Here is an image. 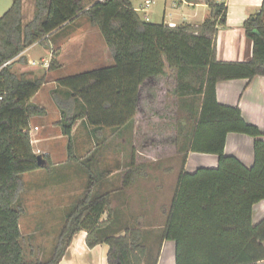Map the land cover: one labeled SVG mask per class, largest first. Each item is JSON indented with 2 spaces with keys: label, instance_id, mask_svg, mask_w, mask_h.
I'll return each mask as SVG.
<instances>
[{
  "label": "trees",
  "instance_id": "trees-1",
  "mask_svg": "<svg viewBox=\"0 0 264 264\" xmlns=\"http://www.w3.org/2000/svg\"><path fill=\"white\" fill-rule=\"evenodd\" d=\"M33 15L25 19V0H13L0 17V264H59L77 233L87 231V244L109 245L108 264H144L148 246L141 228L128 227L122 235H100L109 219V193L94 194L93 177L86 195L68 214L51 257L30 259L24 246L21 217L24 175L42 168L34 151L31 119L47 114L32 102L46 83V75L30 76L14 70L28 63L23 52L80 16L100 28L114 63L64 76L58 84L66 97L56 96L63 114V131L72 148V131L85 119L96 134L105 128L119 131L135 124L140 90L147 80L176 70L177 94L189 110L192 126L181 124L178 152L184 154L176 190L161 240L175 242L176 264H259L264 259V219L253 223V208L264 200V133L247 122L238 106L218 101L221 81L264 75V0L258 13L244 23L253 42L248 61H219L216 37L226 25L228 7L205 0L211 14L201 24L172 26L144 19L131 0H32ZM190 2L198 0H188ZM10 61V62H9ZM9 62L8 64H6ZM54 57L51 69L59 67ZM78 104V105H77ZM230 132L254 138L255 162L246 166L225 153ZM190 152L216 154L217 167L184 169ZM134 164V161L133 163ZM135 169L125 176L133 182ZM157 264V261L155 262Z\"/></svg>",
  "mask_w": 264,
  "mask_h": 264
},
{
  "label": "rangeland",
  "instance_id": "rangeland-1",
  "mask_svg": "<svg viewBox=\"0 0 264 264\" xmlns=\"http://www.w3.org/2000/svg\"><path fill=\"white\" fill-rule=\"evenodd\" d=\"M174 1L180 2L168 0L169 5ZM132 2L145 18L146 10H142L146 7L145 0ZM12 3L13 0H0V17ZM33 11V1L25 0L26 20L32 17ZM162 16L151 15L149 21L161 23ZM167 21L170 20L167 18ZM60 38H76L82 45L81 61L75 64L78 68L72 70L73 73L113 64V60L109 63L106 57L104 49L108 45L102 31L87 17L65 28ZM67 72L68 69L63 68L47 77L53 82ZM45 92L55 101L56 96L66 97V90L59 84L47 87ZM188 115L189 110L182 105L177 94L176 70L167 65L165 76L142 85L135 124L131 129L105 128L96 134L85 121L73 128L72 148L67 135L54 141L52 156L47 155L51 165L24 175L26 186L22 202L28 213L20 222L27 257L43 261L51 257L68 214L85 197L93 177L94 194L109 193L111 199L110 209L102 218V221H109L102 227L100 235L120 234L128 227L141 228L148 246L144 264H155L162 254L161 236L183 167L184 154L178 152L177 138L182 139L181 124L186 125L187 130L192 126ZM35 121L45 125L50 121L53 133L61 130L64 133L63 120L61 128L56 129L54 115L38 117ZM33 147L39 153L37 143ZM132 168L136 171L134 180L124 187L125 176ZM133 197H137L136 204H133ZM143 211L147 214H141ZM141 219L143 227L139 226ZM169 253L165 249L163 257L168 258Z\"/></svg>",
  "mask_w": 264,
  "mask_h": 264
},
{
  "label": "crops",
  "instance_id": "crops-1",
  "mask_svg": "<svg viewBox=\"0 0 264 264\" xmlns=\"http://www.w3.org/2000/svg\"><path fill=\"white\" fill-rule=\"evenodd\" d=\"M216 2L225 3L228 7L227 23L226 25L219 26L216 37L217 59L219 61L236 62L250 60L253 56V42L246 36L244 23L251 15L258 13L261 10L263 0H216ZM145 3L146 7L142 9L144 11L146 10L145 18L143 17L144 19L149 21L151 15H163V22L172 26L182 24L198 25L203 23L211 14V8L206 4L205 0L193 2L180 0V2L174 1L170 5L168 0H164V3H162L161 0H150L149 5L147 4V0H145ZM134 8L137 11L139 10L135 6ZM84 17L86 16H80L77 19L68 22L59 30L54 31L48 36L47 43H36L27 48L23 54L27 57L28 63H17L14 66L18 73L28 72L30 76L46 75V83L33 97L32 102L43 106L47 110V114L35 116L31 119L32 144L34 146V144L37 143L38 149L40 150L37 154H40V152L44 150L42 154L46 155V157L52 156L51 144L57 139L63 138L65 134L62 130L59 133H53L54 131L52 130H54V128L50 125V121L45 125L36 123L35 120L38 117L46 118L54 115L56 117L55 128H61L60 123L63 119L62 111L56 101L50 97L49 93L45 92L47 87L58 84V79L61 78V76L57 77L53 82L49 81V77L47 76L51 72L57 74V71L63 68L68 69V72L65 73L64 76L77 74L71 71L76 70L78 67H75V64L81 61V55L83 53L82 45L76 38H60V33L68 26L81 21ZM167 18L170 21H167ZM104 50L109 63H111L113 58L110 54L109 47H106ZM54 57L58 60L60 66L51 69L50 65ZM97 67H101V65L96 66L95 68ZM162 76L149 79L146 83L150 81L156 82V80ZM216 94L220 103L238 106L242 111L244 119L247 122L258 126L264 133V75H258L252 80L239 78L221 81L216 86ZM85 121V119H80L76 124ZM74 132L73 129L72 137L75 134ZM225 153L227 155L236 156L246 166L251 167L255 162L254 138L248 134L230 132L226 139ZM218 164L219 157L216 154L190 152L187 156L184 169L187 172H194L201 167L215 168ZM123 186L125 187V181ZM136 198H132L133 204L138 202ZM26 213H28V210H26ZM141 214L144 215L147 213L143 211ZM142 219L139 221V226L141 227H143V224H141ZM263 219L264 200L254 205L253 223L258 224ZM22 233L24 235L23 230ZM124 233L125 232H121L118 235ZM87 235L88 233L85 230L76 234L59 264H108L107 256L109 245L102 242L94 247H89L87 244ZM175 247L176 245L174 241L164 240L162 243V254L158 259L157 264H171V262L172 264H176ZM165 249L170 251L168 258L163 257ZM259 264H264V259L260 260Z\"/></svg>",
  "mask_w": 264,
  "mask_h": 264
},
{
  "label": "water",
  "instance_id": "water-1",
  "mask_svg": "<svg viewBox=\"0 0 264 264\" xmlns=\"http://www.w3.org/2000/svg\"><path fill=\"white\" fill-rule=\"evenodd\" d=\"M38 161H39V164H40L42 167H46L47 162H46V160L42 159L41 156L38 157Z\"/></svg>",
  "mask_w": 264,
  "mask_h": 264
},
{
  "label": "built area",
  "instance_id": "built-area-1",
  "mask_svg": "<svg viewBox=\"0 0 264 264\" xmlns=\"http://www.w3.org/2000/svg\"><path fill=\"white\" fill-rule=\"evenodd\" d=\"M147 4L149 5L150 4V0H147ZM10 62V61H9ZM9 62H7L6 64H8Z\"/></svg>",
  "mask_w": 264,
  "mask_h": 264
},
{
  "label": "bare ground",
  "instance_id": "bare-ground-1",
  "mask_svg": "<svg viewBox=\"0 0 264 264\" xmlns=\"http://www.w3.org/2000/svg\"><path fill=\"white\" fill-rule=\"evenodd\" d=\"M174 261V260H173ZM171 264H172V262H171Z\"/></svg>",
  "mask_w": 264,
  "mask_h": 264
}]
</instances>
